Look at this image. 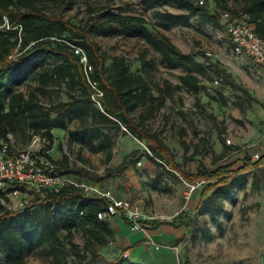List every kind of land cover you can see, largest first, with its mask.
<instances>
[{
  "label": "trees",
  "instance_id": "trees-1",
  "mask_svg": "<svg viewBox=\"0 0 264 264\" xmlns=\"http://www.w3.org/2000/svg\"><path fill=\"white\" fill-rule=\"evenodd\" d=\"M75 1L0 0V142L10 148L8 135L25 129L29 139L40 136L47 143L45 149H49L53 141L51 130L60 129L67 131L69 139L74 142L90 145L96 139L97 148L106 150V160L109 161L111 146L123 127L124 134L129 133L144 143L145 151L141 154L132 152L120 165L107 169L102 178L118 177L127 169L135 168L140 158L146 157L154 166L177 175L179 180L191 184L203 182L200 206H204L211 216L221 215L222 203L218 197L208 195L220 194L228 199L235 191L243 189L247 184L246 173L250 170L257 172L264 165V154L253 163L246 157L242 166L235 170L230 164L195 175L181 173L160 133L144 128V122L154 118L163 106V102L150 93L147 75L155 70L152 64L141 55L142 66L132 72L129 59L122 55L108 56L90 37L145 42L168 67L180 68L187 73L178 78L180 85L177 89L189 95H197L202 90L201 81L192 74L207 79L208 67L196 62L193 55L182 53L169 37L154 29L144 17L128 14L121 7L88 8V18L80 25L72 23L61 13H48L40 7L42 3L51 2L62 12L72 8ZM165 1L186 12V15L175 16L155 10L153 16L168 27L187 25L191 16L199 15L202 23L223 30L220 14L228 12L232 17L244 16L249 29L264 40V0H205L203 5H199L200 0ZM230 1L232 7L228 6ZM209 2L214 5L213 11ZM142 5L151 7L149 0ZM4 19L8 28L2 27ZM74 47L85 52L93 67L91 79L103 93L101 109L90 99L92 91L78 58L73 54ZM212 65L223 79L222 84L238 88L217 64ZM48 88H56L55 95ZM62 94L66 97L64 100ZM40 96L48 101L46 106ZM142 107H146L145 112L138 121H133L132 114ZM203 113L213 122L216 120L205 111ZM73 119L78 121L80 130H68ZM19 136L26 138L24 133ZM218 136L221 137V132ZM224 146L232 151L238 150L225 143ZM90 148L95 149L91 145ZM51 163L55 169L51 173L46 171L49 174H74L67 156ZM93 180L100 181L101 178ZM251 186L254 190L259 189L256 174ZM28 189L18 183H6L0 189V199L7 200L11 192ZM31 192L34 199L16 211L6 209L0 202V264H26L24 251L32 247L42 248L51 264H135L122 256L107 260L101 255L113 236L110 221H100L96 217L107 204L105 199L87 195L74 187L64 188L59 193L35 189ZM161 224L169 223L156 220L145 223L144 227L156 228ZM78 233L82 246L74 242ZM184 264H190L187 258Z\"/></svg>",
  "mask_w": 264,
  "mask_h": 264
},
{
  "label": "rangeland",
  "instance_id": "rangeland-1",
  "mask_svg": "<svg viewBox=\"0 0 264 264\" xmlns=\"http://www.w3.org/2000/svg\"><path fill=\"white\" fill-rule=\"evenodd\" d=\"M144 1L76 0L72 8L62 12L51 2L42 3L40 7L48 13H61L76 25L82 24L88 18V8L121 7L128 14L144 17L154 29L165 33L183 52L191 53L193 50H199V53H204L201 57L204 58L205 63L207 59H210L207 53L211 55L223 45L222 31L210 23H202L199 15L191 16L187 25L177 24L168 27L153 16L155 10L175 15H185L186 12L165 0H149L151 7L145 8L142 5ZM90 39L97 43L108 56L124 55L131 61L144 55L155 69L149 77L150 90L155 95H159L158 85L162 84L166 75L173 82L176 80V74L169 71L170 68L161 61L159 54L141 40L104 39L97 36H91ZM206 67H208L206 71L208 83L205 79L202 80L203 92L199 97L177 91L182 96L180 109L177 112L169 109L165 112L163 110L144 124V128L152 133H160L161 140L170 149L173 156L172 161L183 174L195 175L198 172L230 165V163H234L232 169L235 170L241 167L242 159H244V154H236L224 146L225 140L229 139L226 131L230 127L239 132L240 127L245 126L240 125L239 121L233 118V114L237 117L238 115L233 109L235 105L232 103L231 94L222 86L223 79L216 73L213 65L208 64ZM215 80L218 81L217 85L214 84ZM219 91L223 94L225 104H222L220 100L212 101L211 97H217ZM173 92L176 91L172 89ZM203 111L215 117L216 120L213 122L204 115ZM165 113H167V120L164 118ZM177 121L180 126L176 127L175 122ZM219 132H221V137L218 136ZM115 141L113 165L101 164L98 156H92V158H87L89 163L83 165L90 171L83 175L90 180L100 178V175H105L107 169H113L121 162L123 154L128 155L136 148L145 151L144 143L136 142L132 138H117ZM225 145L232 146L226 143ZM85 154L87 151L83 152V155ZM69 155L75 161L77 159L76 148ZM141 160L145 166H142ZM139 161L140 164H136L134 172L135 175H139V185L135 189L140 190H135V199L130 202L142 207L143 211L151 217V222L167 221L172 228L183 229L184 235L179 240L180 248L178 251L175 250L180 264H184L186 258L190 264H262L264 184H260L258 190L252 188L251 181L253 175L256 174L255 170L246 173V186L235 191L230 198L226 199L220 194L208 195L218 197L223 208L221 215L211 216L204 206H199L196 210H187L193 195L197 193L198 197L195 198L197 201L205 184H199L189 200L185 201L184 195L188 193V188L177 175L165 168L161 169L152 165L146 157ZM73 169L80 170L75 165ZM263 173L264 171L261 172V177ZM31 190L32 188L29 187L28 191ZM33 199L34 196L29 195L21 201L25 206ZM19 200L20 198H7V200L0 199V202L6 209L16 211L22 209L17 205ZM74 242L82 246L83 241L79 233L75 234ZM24 259L26 264H51L50 258L42 253L40 247L26 249Z\"/></svg>",
  "mask_w": 264,
  "mask_h": 264
},
{
  "label": "crops",
  "instance_id": "crops-1",
  "mask_svg": "<svg viewBox=\"0 0 264 264\" xmlns=\"http://www.w3.org/2000/svg\"><path fill=\"white\" fill-rule=\"evenodd\" d=\"M228 6L232 7L233 3L230 1L228 3ZM209 8L212 11L214 10L213 3L209 2ZM175 16H182V15H175ZM221 31H222V37L224 39L223 45H221L220 48L217 51L213 52L211 55L207 53L210 56V59H207L206 63L204 62V58L201 57L202 56L201 54L204 53H199V50H195V51L193 50V52L191 53H185L182 50H180L179 47H177V45L175 44L174 45L182 53L193 55L192 58L196 62L204 63L205 65L208 64L212 65V63L217 64L219 69H222L224 73L229 76V80L234 82L235 85H237L238 88H232L230 86L222 84L224 90L229 91V93L231 94L232 96L231 98L233 99L232 103L233 105H235L233 109L238 115V117L235 114H233V118L239 121L240 125L243 124L245 127H240L239 132L237 131V129L230 127L226 131V133L230 141L232 142V147L238 148V150L234 151V153L236 154L239 153L240 155L244 154V159L247 157L251 161V163H253L254 161L252 160V156L254 154H259L261 156L264 154V69L254 67L251 63V60L247 56L245 55L237 56L236 54H234L229 38L225 34L224 30ZM125 57L129 59L127 56ZM145 60L149 61L146 58ZM130 62H131L132 72H135L136 70L140 69V67L142 66L140 57L133 59ZM165 66L167 65L165 64ZM207 70L208 69L206 68V71ZM169 71L171 73L176 74V80L173 82L171 78L166 75L162 84L158 85L159 95H155L150 90V93L152 94L153 97L158 98L163 102V106L160 109V112H163V110L165 112V110L168 109L170 111L177 112L182 104V96L177 91L184 92V90L177 89V87L180 85L178 78L180 76H185L187 73L180 68H170ZM152 73H149L147 75L148 80ZM192 75L197 77L201 81L200 83L201 86H204L202 80L205 78L197 74H192ZM205 82L208 83L206 79ZM32 86L34 87L35 84H33ZM171 88L174 89L176 92L172 93ZM48 90L53 92L55 95L57 89L48 88ZM202 92H203V87L202 90L197 95H192V96L199 97ZM40 98L42 104L46 106L48 101L42 98L41 96ZM62 98L63 100L66 98L64 94H62ZM211 98L212 101L218 102L220 100L222 102V100H224V102L226 103L223 94L221 92L220 95L217 94V97L213 96ZM145 109L146 107H142L136 110L131 116L132 120L138 121L139 116L145 112ZM164 118L165 120H167L168 118L167 113H165ZM147 121H145L144 124ZM171 123L172 122H170V124ZM175 124L176 127L180 126V123L178 121L175 122ZM168 126L171 125L168 124ZM243 128L245 129L243 130ZM76 129L80 130L79 123L77 120L73 119L68 126V130H76ZM124 131L126 130L123 127H121V132L119 133L118 139L132 138L136 142H139L131 134L129 133L124 134L125 133ZM20 133H24L26 135V138L25 136L20 137L19 136ZM51 134L53 136L52 145L49 147V149H45V145H47V143L45 142V139H43L42 137L33 136L32 138L29 139L27 137V135H29L27 130L25 129H23L22 131L16 130L15 134L8 135V139L10 140V149H9L10 156L14 154H18L23 151L34 150L37 152L35 158L38 164L39 163L43 164L45 162H50V163L59 162L65 156H67L68 165L71 168V170H73L74 172V174L72 173L69 174L76 176H78L76 173H80L81 175H83L84 173H88L90 171L88 167H85L83 165H87V163H89V159L87 158H92V156H98L101 160V164L104 163V165L105 164L113 165V159H115L114 147L116 143H114V145L111 146V158L109 161H107L106 150L104 151L97 148L96 139L90 142L91 147L94 146L95 148L93 149L94 151H92L90 145L88 144L71 141L69 139L67 131H63L60 129H52ZM0 144H2V142H0ZM74 148H76V158H77L75 161L72 160L69 155V153L72 150H74ZM140 150L141 149L136 148L133 152L137 151L139 154L143 153V151ZM84 151H87V154L90 155L87 154L83 155ZM128 155L123 154L122 160L118 165H120L123 159ZM244 159H242V164ZM148 162L151 163L150 161ZM138 163H140V161ZM141 164L142 166H145L142 160H141ZM230 164L233 165L234 163H230ZM74 165L80 168V170L75 171V169H73ZM134 170H135L134 168H129L122 175L118 177L102 178L104 176L100 175L101 176L100 181L90 180L85 175L82 179L89 182L90 184L99 187L101 190L110 191L117 199L131 201L135 199V195H136L135 190L138 191L140 190L139 188L135 189L136 186L139 185V175H135ZM263 171H264V165L261 166L259 170L256 172V175L261 185L264 184V173L262 177L260 175L261 172ZM196 196L197 193L194 194L193 197L191 198L190 200L191 202L189 203L187 210H191V209L196 210L199 208L200 195L197 201H195ZM110 228L113 233L112 240L109 243V245L106 248H103L101 251V255L105 259L114 260L122 256L126 258L128 261L135 264H180L178 255L175 253V250L178 251L180 248L179 240L184 235L183 229L181 228L174 229L171 226H169V224H161L158 225L156 228H149L141 232L132 233L129 229L128 223L121 217H116L115 219L110 220Z\"/></svg>",
  "mask_w": 264,
  "mask_h": 264
},
{
  "label": "built area",
  "instance_id": "built-area-1",
  "mask_svg": "<svg viewBox=\"0 0 264 264\" xmlns=\"http://www.w3.org/2000/svg\"><path fill=\"white\" fill-rule=\"evenodd\" d=\"M205 0H200L199 5H203ZM220 24L227 37L229 38L233 52L237 56L245 55L250 60L254 67L264 69V40L257 37L247 26L245 17H232L228 12L220 14ZM2 27L8 28L7 21L4 19ZM73 54L78 58V62L82 67L83 75L88 86L91 89V101L101 109L100 99L103 96L98 84L91 79L93 67L89 63L87 55L80 48H73ZM214 84H218L215 80ZM227 145H232L230 139H226ZM8 144L0 145V189L6 183H18L31 187L37 191L49 193H59L62 189L74 187L82 190L87 195H95L101 199H105L107 204L104 209L96 214L100 221L113 220L116 217L123 218L129 225L132 233L145 230L144 224L151 222L149 217L140 206L132 204L128 200L117 199L110 191L101 190L99 187L90 184L84 179L72 174L52 175L51 173L55 166L50 162L38 164L36 161L37 152L34 150L23 151L10 156ZM261 155L254 154L252 160L258 161ZM140 164V163H138ZM46 171H49L46 172ZM184 182V181H183ZM188 188V193L184 195L185 201H188L191 194L196 190L199 181L194 184L184 182ZM29 195H33L31 191H13L8 197L10 199H19L17 204L20 208L24 207V202L21 201Z\"/></svg>",
  "mask_w": 264,
  "mask_h": 264
}]
</instances>
